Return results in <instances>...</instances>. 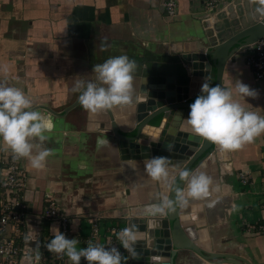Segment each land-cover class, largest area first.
Returning <instances> with one entry per match:
<instances>
[{
	"label": "crops",
	"instance_id": "crops-1",
	"mask_svg": "<svg viewBox=\"0 0 264 264\" xmlns=\"http://www.w3.org/2000/svg\"><path fill=\"white\" fill-rule=\"evenodd\" d=\"M160 1L0 0V65L9 68L7 83L23 89L34 108L50 117L54 125L43 144L54 154L43 169H33L27 159L18 160L25 172L19 195L29 219L23 231H36L39 247L35 242L29 244L35 258L39 254L40 264L68 259L45 247L50 239L43 238V226L53 237L52 228H58V223L38 222L44 193H51L69 214V238L79 241L78 249L85 245L91 220L98 222L97 239L102 242L108 226L124 229L129 218L145 215L158 201L155 181L145 172L149 158L121 159L110 131L87 129L88 111L79 102L64 111L78 97L73 91L76 82H97L95 64L127 55L138 65L134 100L141 88L159 89L167 80L187 84L192 77L181 58L183 45L209 44L211 39L218 42L233 18L253 12L255 4L261 7L256 0H230L216 3L207 12L202 0H175L176 10L171 15L161 8ZM247 52L240 49L226 60L220 85L231 89L233 99L247 110L264 116V82L254 79L245 64ZM239 81L256 90L258 97L238 95L235 85ZM7 153L11 151L0 148V159ZM227 153L228 159L217 172L218 183L212 186L218 190L208 198L189 202L202 204L203 215L197 224L206 227L212 251L264 264V231L256 229L264 205V134ZM240 173L248 176V184L240 183ZM251 225L255 228L247 229ZM9 234L8 228L0 231V236ZM119 247L122 264H126L128 255ZM195 260L231 264L219 258L207 262L190 250H181L173 264H196ZM21 264H29V260Z\"/></svg>",
	"mask_w": 264,
	"mask_h": 264
},
{
	"label": "water",
	"instance_id": "water-1",
	"mask_svg": "<svg viewBox=\"0 0 264 264\" xmlns=\"http://www.w3.org/2000/svg\"><path fill=\"white\" fill-rule=\"evenodd\" d=\"M263 35L264 12L255 4L253 12L233 18L231 26L219 34L218 42L211 39L209 44L199 47L193 43L183 45L181 58L187 62L192 77L187 84L175 85L167 80L159 89L141 88L129 106L98 114L88 112L87 129L110 131L121 159L167 158L170 182L155 181L158 197L165 194L175 199L173 188L183 186L178 175L181 170L203 171L215 186L219 166L228 159V153L193 133L186 119L189 106L201 94L205 80L213 74L214 86L220 85L226 60ZM78 102L79 94L64 111ZM130 131L133 134H128ZM202 215V204L189 202L187 207L177 205L175 211L165 216L145 214L129 218L128 227L133 224L137 227L134 247L138 256L132 258L126 251L128 263L173 264L181 250H190L207 262L219 258L231 264H250L235 254L212 251L206 227L197 224Z\"/></svg>",
	"mask_w": 264,
	"mask_h": 264
},
{
	"label": "clouds",
	"instance_id": "clouds-1",
	"mask_svg": "<svg viewBox=\"0 0 264 264\" xmlns=\"http://www.w3.org/2000/svg\"><path fill=\"white\" fill-rule=\"evenodd\" d=\"M264 12V0H256ZM138 70L135 60L127 55H117L94 65L96 81H77L73 91L79 93L80 105L91 114H98L116 107H125L134 100V73ZM0 148L10 150L16 160L27 159L33 169L41 170L51 155L52 149L44 148L49 139L46 133L53 130L50 117L38 111L25 91L7 83L9 68L0 65ZM236 93L240 96L257 98L258 92L248 85L238 82ZM187 124L197 136L216 144L223 152L242 149L264 134V116L247 110L233 99L231 89L221 85L211 86L206 80L201 85V94L190 104ZM33 141H38L34 143ZM145 172L154 181L170 182L167 158L153 156L145 164ZM179 178L182 187H174L175 199L162 194L158 203L146 209V215L165 216L176 210V206L187 207L190 200L210 197L213 180L200 170H181ZM212 206L211 204L209 205ZM52 239L45 245L52 253L67 258L72 264H81L84 258L87 264H122V253L115 247H106L89 242L87 247L77 248L79 241L68 238L59 228L53 226ZM117 240L130 257L136 258L135 243L138 240L135 224L116 233ZM25 237V240H30ZM37 248L39 241H35ZM40 259L39 254L36 257Z\"/></svg>",
	"mask_w": 264,
	"mask_h": 264
},
{
	"label": "built area",
	"instance_id": "built-area-1",
	"mask_svg": "<svg viewBox=\"0 0 264 264\" xmlns=\"http://www.w3.org/2000/svg\"><path fill=\"white\" fill-rule=\"evenodd\" d=\"M224 1L226 0H202V3L206 11L211 12L216 3ZM160 6L171 15L176 10L175 0H161ZM242 50L245 52L248 50L244 57V62L251 69L253 78L264 82V35ZM24 177L25 172L19 165L18 160L13 158L12 153L4 154L0 159V231L8 228L11 231V235L0 236V264H21L27 260H29V264H40V260H37L33 255V245L29 244L38 241L36 236H34L36 231L34 233L23 231L24 223L29 221L26 217L25 203L19 195L24 183ZM238 178L242 185L248 184V176L245 173H240ZM43 201L44 205L38 222L40 223V220L57 222L59 230L69 238L72 231L69 226V214L67 211L59 206L51 193H44ZM254 228L253 225L247 226V229ZM256 229L264 231V205L262 206ZM39 230L40 228L37 230L38 233ZM100 230L98 222L95 219L91 220L90 232L87 235L84 247H87L89 242L106 247L117 246L118 248L122 246L116 237V233L122 230L119 225L108 226L101 236L102 242L97 239L100 236ZM26 236L31 239L26 241ZM17 239L19 240L17 241ZM20 239L21 243L19 242ZM81 260V264H87L84 258ZM45 264H72V262L68 259L61 261L51 260Z\"/></svg>",
	"mask_w": 264,
	"mask_h": 264
},
{
	"label": "trees",
	"instance_id": "trees-1",
	"mask_svg": "<svg viewBox=\"0 0 264 264\" xmlns=\"http://www.w3.org/2000/svg\"><path fill=\"white\" fill-rule=\"evenodd\" d=\"M211 86H214V79H213V74L210 76V78L208 79V81H207ZM44 228H43V231H42V236H43V238L44 237H47V239H52V237H50V236H48L47 235V230H46V226H43Z\"/></svg>",
	"mask_w": 264,
	"mask_h": 264
},
{
	"label": "rangeland",
	"instance_id": "rangeland-1",
	"mask_svg": "<svg viewBox=\"0 0 264 264\" xmlns=\"http://www.w3.org/2000/svg\"><path fill=\"white\" fill-rule=\"evenodd\" d=\"M195 261H196V260H195ZM195 261H194V262H195ZM125 263H126V264H129V263H128V260H127V262H125ZM195 263H196V264H203L201 260L198 261V263H197V261H196ZM205 264H208V263H205Z\"/></svg>",
	"mask_w": 264,
	"mask_h": 264
},
{
	"label": "bare ground",
	"instance_id": "bare-ground-1",
	"mask_svg": "<svg viewBox=\"0 0 264 264\" xmlns=\"http://www.w3.org/2000/svg\"><path fill=\"white\" fill-rule=\"evenodd\" d=\"M237 2V1H236ZM243 5V4H242Z\"/></svg>",
	"mask_w": 264,
	"mask_h": 264
}]
</instances>
